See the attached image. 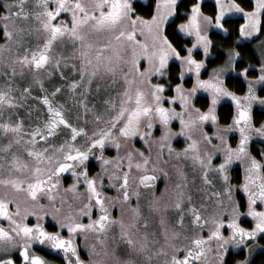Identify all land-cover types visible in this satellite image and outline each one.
Instances as JSON below:
<instances>
[{"label": "snow or ice", "instance_id": "1", "mask_svg": "<svg viewBox=\"0 0 264 264\" xmlns=\"http://www.w3.org/2000/svg\"><path fill=\"white\" fill-rule=\"evenodd\" d=\"M208 2L0 0V264H253L264 0Z\"/></svg>", "mask_w": 264, "mask_h": 264}, {"label": "rangeland", "instance_id": "2", "mask_svg": "<svg viewBox=\"0 0 264 264\" xmlns=\"http://www.w3.org/2000/svg\"><path fill=\"white\" fill-rule=\"evenodd\" d=\"M143 2L144 3H146L147 2V0H143ZM254 43V42H253ZM188 86H190V82H189V85ZM260 94L261 95H264V91H262V92H260ZM228 103H230V102H228ZM256 108H258V109H260L261 110V106H259V105H257L256 106ZM177 125H174V127H176ZM179 140H180V142L179 143H176V147H182L183 146V141H182V138H179ZM258 141V140H257ZM137 146H139V145H137ZM114 154V151L113 152H111V153H107V155H113ZM234 166H237V165H233V167ZM173 179H174V177H173ZM164 183H165V181H164V179L162 178L161 180H160V187L162 188L163 186H164ZM112 194H114V191H113V193ZM241 196L243 195L242 193H239ZM262 206H264V205H262ZM116 214H119V210H117V213ZM242 219V222L243 223H245V221H248L249 222V218L248 217H242L241 218ZM32 222H34V219H33V221ZM46 223H49V224H54V221H52L51 220V218L49 217L48 218V220L46 221ZM245 225L246 226H249V223H245ZM49 230H54V229H49ZM65 234H67V233H65ZM81 245H83V241L82 240H80V241H78ZM257 243L258 244H261L258 240H257ZM259 250H261L260 248H257L256 250H255V252L253 253V255L257 252V251H259ZM37 251H39V250H37ZM43 255H45L44 254V252L42 253ZM85 259L87 258L86 256L84 257ZM49 259V258H48ZM50 260V259H49ZM50 261H52V264H60V260L58 259V258H56V259H51Z\"/></svg>", "mask_w": 264, "mask_h": 264}, {"label": "trees", "instance_id": "3", "mask_svg": "<svg viewBox=\"0 0 264 264\" xmlns=\"http://www.w3.org/2000/svg\"><path fill=\"white\" fill-rule=\"evenodd\" d=\"M147 2H148V0H147ZM147 2H146V3H147ZM209 6H210V0H209V2L206 3V5H205L206 10H207V8H208ZM254 63H255V61H254ZM210 66H211V64H210ZM250 74H256V73H255V72H252V73H250ZM227 106H228V102H223V107L220 108V112H221L222 115H223L224 112L226 111ZM256 109H257V115H264V113H262V111H261L260 109H258V108H256ZM222 122H224V121H222ZM256 146H257V147L259 146V141H256ZM109 153H111V152H109ZM233 170H234V171H233V174L235 175L236 172L239 171L238 166H234V167H233ZM93 171H95V169H93ZM66 182H67V181H66ZM233 183H238V180H234ZM238 195L241 196L240 194H238ZM245 223H249V222H248V221H245ZM258 241H259L262 245H264V239H258ZM262 257H264V250H259V251H257V252L253 255V264H259V261L261 260Z\"/></svg>", "mask_w": 264, "mask_h": 264}, {"label": "flooded vegetation", "instance_id": "4", "mask_svg": "<svg viewBox=\"0 0 264 264\" xmlns=\"http://www.w3.org/2000/svg\"><path fill=\"white\" fill-rule=\"evenodd\" d=\"M107 154V153H106ZM70 179V178H69ZM68 182V181H67ZM46 226L49 228V229H53V224H49V223H46ZM37 250H39L40 251V249L39 248H37ZM44 254L47 256V258H49L50 260L51 259H56V258H58V256L57 255H48V253L47 252H44ZM59 259V258H58Z\"/></svg>", "mask_w": 264, "mask_h": 264}]
</instances>
